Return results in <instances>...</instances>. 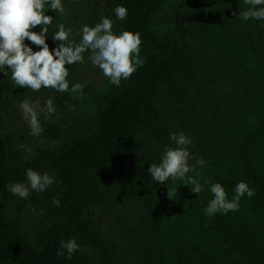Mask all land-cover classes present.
I'll list each match as a JSON object with an SVG mask.
<instances>
[{
  "label": "trees",
  "instance_id": "obj_1",
  "mask_svg": "<svg viewBox=\"0 0 264 264\" xmlns=\"http://www.w3.org/2000/svg\"><path fill=\"white\" fill-rule=\"evenodd\" d=\"M101 1L116 34H141L145 63L119 87L83 83L86 114L75 126L45 121L33 154L10 129L21 96L0 70V264H264V21L242 19L244 0H202L184 27L171 29L164 12L198 0ZM118 6L128 9L124 21L112 11ZM58 23L47 34L51 49ZM173 132L192 139L190 165L203 159L197 170L210 171L197 177L198 195L183 180L159 184L147 171L176 147ZM29 168L56 182L25 200L8 185L26 182ZM205 181L224 186L229 200L241 181L255 195L209 217L214 197ZM69 238L79 250L58 256Z\"/></svg>",
  "mask_w": 264,
  "mask_h": 264
},
{
  "label": "clouds",
  "instance_id": "obj_2",
  "mask_svg": "<svg viewBox=\"0 0 264 264\" xmlns=\"http://www.w3.org/2000/svg\"><path fill=\"white\" fill-rule=\"evenodd\" d=\"M248 10L240 13L243 20L255 19L264 21V0H244ZM51 12L65 13L62 0H0V69H7L4 75L10 73L11 80L19 88L30 89L39 92L41 89L55 90L59 93H79L83 96L85 84L76 83L70 88L68 77L70 75L69 65L82 64L85 62L84 53H90L88 60L98 67L103 75L108 78L112 85L119 87L121 82L128 80L141 67L145 61L141 58V45L143 43L139 32L122 31L119 34L113 31V20L103 17L94 26L84 25L79 32L80 40L74 43L70 36L71 28L64 23L56 25L57 31L52 36L54 42H59L55 49H51L47 43L49 27L55 19L48 15ZM115 18L124 21L128 16V9L118 6L112 10ZM40 28L39 32L35 29ZM35 45L39 50L34 51ZM75 106L73 105V108ZM19 108L23 120L30 128L33 137H39L44 129L40 117L45 118L56 113V106L52 99H48L43 105L38 101L23 100ZM170 139L176 147L164 149L159 164H151L148 173L153 180L159 184L183 180L186 185H193L191 192L200 194L204 187L197 177L200 172L197 167H203V159L196 160L190 165L189 161L196 159L189 150L193 141L185 133H171ZM194 175L189 176V173ZM26 182L9 184L8 190L21 199H28L31 192L41 193L49 189L55 182L54 174L44 173L31 168L26 171ZM210 191L213 199L209 201L204 209L205 215L212 217L217 213L228 214L239 210L240 200L247 195L252 198L255 190L250 188L246 182H239L235 187V195L231 200L228 198L224 186L220 183H211ZM177 193L168 189V198L172 199ZM53 203L59 206L60 201ZM79 244L73 238L62 241L61 251L58 256L65 252L71 258L79 250Z\"/></svg>",
  "mask_w": 264,
  "mask_h": 264
},
{
  "label": "rangeland",
  "instance_id": "obj_3",
  "mask_svg": "<svg viewBox=\"0 0 264 264\" xmlns=\"http://www.w3.org/2000/svg\"><path fill=\"white\" fill-rule=\"evenodd\" d=\"M91 0H62L65 7V13L61 16L58 15L59 23H64L67 28H71L72 35L74 37V43H78L80 40V29L84 25L94 26L99 23L103 17H110L112 20V13L108 7L101 0H95V13L89 11L88 6ZM202 0H198L192 4L191 7H186L182 3L177 4V6H171V9H167L162 18L161 22L164 24V28H182L190 20L189 18L197 12L200 8ZM113 31L115 33V23L113 20ZM31 46V45H29ZM32 47V46H31ZM34 51H36L33 48ZM90 53H84L85 62L75 65H69L70 75L68 77L70 88L76 83H88L94 87L104 88L109 80L106 78L102 71L94 66L89 60L88 55ZM1 71H7V69H0ZM17 89V94L21 96V99L16 104L12 112V117L10 120V129L15 132L22 140L23 147L28 150L29 154H33L36 147L42 145L44 141V131L39 137H33L30 134V128L28 124L23 120L22 113L19 105L23 100L29 99L33 102H39L43 105L48 99H52L54 105L56 106V113L54 115L48 116L41 115V125L45 121H57L66 126H75L81 117L86 114L87 109L83 104L80 94H73L70 92L59 93L55 90L41 89L39 92H32L30 89L19 88L15 85ZM73 105L75 106L73 108ZM44 129V128H43ZM210 171H203L200 176L209 174ZM180 196L183 194L182 188L179 191ZM27 228L29 232L33 233L37 223L32 217L27 219Z\"/></svg>",
  "mask_w": 264,
  "mask_h": 264
}]
</instances>
